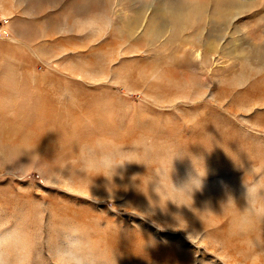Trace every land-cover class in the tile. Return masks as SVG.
I'll return each instance as SVG.
<instances>
[{"label":"rangeland","instance_id":"rangeland-1","mask_svg":"<svg viewBox=\"0 0 264 264\" xmlns=\"http://www.w3.org/2000/svg\"><path fill=\"white\" fill-rule=\"evenodd\" d=\"M0 264H264V0H0Z\"/></svg>","mask_w":264,"mask_h":264},{"label":"bare ground","instance_id":"bare-ground-1","mask_svg":"<svg viewBox=\"0 0 264 264\" xmlns=\"http://www.w3.org/2000/svg\"><path fill=\"white\" fill-rule=\"evenodd\" d=\"M196 52V51H195ZM203 52L200 50H198V52L196 53V55H197V57L199 58V59H201V58H203L204 56H203Z\"/></svg>","mask_w":264,"mask_h":264},{"label":"clouds","instance_id":"clouds-1","mask_svg":"<svg viewBox=\"0 0 264 264\" xmlns=\"http://www.w3.org/2000/svg\"><path fill=\"white\" fill-rule=\"evenodd\" d=\"M249 189H247V193H248Z\"/></svg>","mask_w":264,"mask_h":264}]
</instances>
